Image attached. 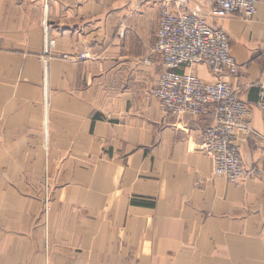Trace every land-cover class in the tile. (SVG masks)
<instances>
[{
  "label": "crops",
  "instance_id": "1",
  "mask_svg": "<svg viewBox=\"0 0 264 264\" xmlns=\"http://www.w3.org/2000/svg\"><path fill=\"white\" fill-rule=\"evenodd\" d=\"M170 1L0 0V264H264V0L252 19L209 17L256 131L239 184L201 149L214 112L169 115L153 94Z\"/></svg>",
  "mask_w": 264,
  "mask_h": 264
},
{
  "label": "built area",
  "instance_id": "2",
  "mask_svg": "<svg viewBox=\"0 0 264 264\" xmlns=\"http://www.w3.org/2000/svg\"><path fill=\"white\" fill-rule=\"evenodd\" d=\"M260 0H213L209 14L185 10L181 1H170L162 7L153 52L162 57L163 70L153 94L161 109L169 115H203L214 112L215 122L203 133L201 149L213 163V173L239 184L249 174L241 160L239 144L255 134L252 111L240 98L237 88L223 80L239 73V65L231 54L225 30L210 23L209 17L237 15L252 19ZM54 41L47 45L46 52ZM148 62V61H147ZM205 65L215 82H206L188 68ZM257 106L264 111V82L256 83ZM50 193L46 186L44 213L49 221Z\"/></svg>",
  "mask_w": 264,
  "mask_h": 264
}]
</instances>
